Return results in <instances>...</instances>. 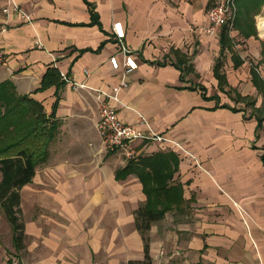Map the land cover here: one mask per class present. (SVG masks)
Here are the masks:
<instances>
[{"label":"crops","instance_id":"1","mask_svg":"<svg viewBox=\"0 0 264 264\" xmlns=\"http://www.w3.org/2000/svg\"><path fill=\"white\" fill-rule=\"evenodd\" d=\"M221 1L15 0L29 15L27 23L11 9L5 15L7 0H0V83L10 81L18 95L39 101L60 121L47 162L20 190V205L29 194L32 207L23 214L22 264H127L143 258L134 210L145 193L134 173L115 177L127 164L101 143L96 93L76 92L65 83L58 96L54 87L34 92L52 66L92 89L113 92L120 82L109 64L118 52L115 22H121L138 65L119 91V116L134 124L141 113L201 165L168 145L134 143L138 159L168 153L178 161L172 180L181 186L183 203L150 227L151 264H264V152L258 149L264 141L258 137L264 79L256 59L262 50L258 34L244 37L230 27L231 46L222 53L219 33H206L208 10ZM233 37L248 45L255 65L232 51ZM177 53L192 64L183 79L171 64ZM249 108L256 112L248 114Z\"/></svg>","mask_w":264,"mask_h":264},{"label":"trees","instance_id":"2","mask_svg":"<svg viewBox=\"0 0 264 264\" xmlns=\"http://www.w3.org/2000/svg\"><path fill=\"white\" fill-rule=\"evenodd\" d=\"M262 5L264 0H234L236 11L230 22L232 28L244 37L254 35L253 19ZM90 10L92 23L97 24L91 7ZM227 22L219 32L222 53L231 46ZM171 64L180 70L181 79L183 73L192 71L187 57L179 53L176 62ZM60 75L56 67L48 68L34 92L54 87L58 96L57 91L64 83ZM14 88L8 80L0 83V211L10 226L15 251L20 252L25 248L20 190L32 181L36 167L47 162L49 147L59 133L60 121L53 114L47 115L39 101L29 95H18ZM177 163L173 154L154 153L135 161L128 160L127 165L115 172L117 180L134 173L140 179L146 197L145 202L134 210V225L142 237L143 258L130 260L127 264H151L150 227L183 203L181 186L172 180Z\"/></svg>","mask_w":264,"mask_h":264},{"label":"built area","instance_id":"3","mask_svg":"<svg viewBox=\"0 0 264 264\" xmlns=\"http://www.w3.org/2000/svg\"><path fill=\"white\" fill-rule=\"evenodd\" d=\"M13 10L27 23H30L29 15L15 2V0H7V6L2 10L8 14ZM234 0H222L214 4L207 13L208 26L206 33L216 35L220 32L221 26L234 16ZM5 29H2V31ZM112 32L117 42L118 52L109 58L111 68L120 73V82L113 92L104 91L103 89H92L85 83L74 81L69 75L60 73L61 80L68 84L73 91L81 89H90L96 93V99L99 105V120L97 122V131L103 147L110 151L119 153L125 161H135L139 158V153L134 147L135 142L164 144L177 150L181 154L189 157L197 167L201 168L199 161L194 153L190 152L180 141L173 139L169 135L156 132L150 121L141 113H137V122L132 124L125 122L119 116V108L121 99L119 91L127 87L126 77L135 70L138 65L132 57L128 47L124 43V31L121 22L112 24ZM5 64L4 52L0 48V66ZM85 75L89 76V72L84 70ZM237 207L236 203L233 202ZM240 214L244 211L237 207Z\"/></svg>","mask_w":264,"mask_h":264},{"label":"rangeland","instance_id":"4","mask_svg":"<svg viewBox=\"0 0 264 264\" xmlns=\"http://www.w3.org/2000/svg\"><path fill=\"white\" fill-rule=\"evenodd\" d=\"M236 9H237V6H236ZM234 16L232 17L231 20L228 21L229 22L228 29H230V27H231V29H232L231 31H237V30L232 28V25L230 23L233 21ZM260 19H264V10L262 8H260L257 15L254 16L253 27H254L255 35L258 34L256 44H258L257 46L260 47V50H262V53H260L258 56H256V59L261 60V61L258 60L259 61L258 72L263 76V79H264V62L262 61L263 60L262 56H264V34L261 33V31L259 30V27H258V25H259L258 23H259ZM228 22H227V24H228ZM232 39L234 41V47H233L234 49L232 51L234 53L237 52L238 54L241 51L242 52L241 54L243 56L247 55L246 57H244V59L248 60V63L251 62V64H254L252 62V60L256 61V59L250 53V51H249L250 49H249L248 45L244 41H241L236 37H233ZM226 54L229 55V53H226ZM259 67H261V68H259ZM228 73H230V72H228ZM240 92L245 93L246 89H241ZM244 105H246V104L244 103ZM244 105L242 104L239 106H244ZM259 106H261V107L256 108V111L257 112H261V111L263 112L262 104L261 105L259 104ZM250 110H251V112H256V111H254L253 108L252 109L249 108L248 114L250 113ZM261 113H260V115H261ZM258 133H259L258 137L260 135H264V122H263L262 127L258 130ZM258 149H259L260 154H262L264 152V141L262 139H260L258 141ZM24 198H23V202H22L23 205H20L22 219H25V218H23L24 211H26L28 214V212H30V210L32 208L29 201H28L29 200V194H25ZM25 200H27V203L24 202ZM238 212H239V210H238ZM240 215H242V214H240ZM5 219L6 218H4V215L0 211V264H22L21 257L23 255V252H22V250L20 252L15 251V248H14L12 241H11V233L12 232L10 230L9 224L7 223V221Z\"/></svg>","mask_w":264,"mask_h":264},{"label":"bare ground","instance_id":"5","mask_svg":"<svg viewBox=\"0 0 264 264\" xmlns=\"http://www.w3.org/2000/svg\"><path fill=\"white\" fill-rule=\"evenodd\" d=\"M258 24L259 30L264 34V19H260Z\"/></svg>","mask_w":264,"mask_h":264}]
</instances>
